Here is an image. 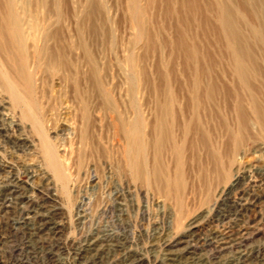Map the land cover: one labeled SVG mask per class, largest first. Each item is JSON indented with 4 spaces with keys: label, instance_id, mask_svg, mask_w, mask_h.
Returning a JSON list of instances; mask_svg holds the SVG:
<instances>
[{
    "label": "rangeland",
    "instance_id": "obj_1",
    "mask_svg": "<svg viewBox=\"0 0 264 264\" xmlns=\"http://www.w3.org/2000/svg\"><path fill=\"white\" fill-rule=\"evenodd\" d=\"M12 1L18 13L25 10L26 16H21L32 26L34 22L46 24L50 21L47 9L49 1L54 0ZM195 1L197 9L193 11L188 0H59L61 6L64 2V7L73 12L72 20L78 37L92 43L91 48L105 67V81L111 97L116 99L120 96L123 100L127 122L133 118L127 110V55L132 46L140 57L139 65L143 73L138 94L143 118L152 121L150 106L155 101L154 92L150 94L141 83L145 73L150 86L155 85V90L160 88L157 91L161 99L166 91L171 94L174 107L178 110V124H182L180 129L184 120L188 123L193 117V108L199 113L198 120L189 129L171 132L172 138L178 136V146L193 139L189 146L185 145V152L175 163L169 152L163 154V169L169 181L173 182L176 177L180 179L173 185L171 195L158 192L153 183L148 185L146 181H136L131 177V173L123 168V161L118 163L113 131L105 128L95 133L88 144L76 145L73 163L66 171L69 175L67 189L63 190L44 162L38 148V137L30 122L22 120L20 110L12 105L8 95L0 88V119L5 129L0 134V264H81L85 260L93 264H126V256L138 258L141 260L139 264H164L169 251H176L184 257L194 252L195 257L200 256L205 263L213 264L226 259L227 255V258L233 255L229 249L220 250V243H225L223 246L227 247L228 243L240 242L241 239H244V244L237 245L235 249L259 254L260 257L264 255V133L252 125V139L235 150L234 144L240 134L235 132L237 119L228 109L231 104L225 106L220 95L216 103L209 105L213 113L209 118L205 108L202 105L197 107V101L191 98L192 89L199 100L205 93L204 83L198 78L199 66L216 74L227 73L235 67L231 64L233 51H229V41L217 19L220 5L216 0ZM227 1L230 10L242 11L245 16L243 18L238 14L243 33L240 46H246L245 51L248 49L253 54L256 67L264 70V48L251 32L264 27V3L253 6L250 0ZM7 5L8 0H0V9ZM245 7L247 11L243 9ZM136 13L140 19L132 21V15ZM52 21L54 18H51ZM141 23L145 25L146 33H138L136 26ZM58 26L65 33L68 23L59 18ZM31 36L37 37L38 33L32 31L29 40ZM181 37L188 40L187 44L191 43L190 56L175 47L173 41ZM165 42L167 46L172 44L171 51L170 47H164ZM194 47H198L199 53ZM209 63L213 64L212 68H209ZM247 67H251L248 62ZM49 74L46 72L39 76L45 79ZM204 81L207 83V79ZM217 82L226 90L238 93L237 97L247 96L246 87L237 79L225 75L219 76ZM53 83L57 85L59 82L55 79ZM37 84L38 87L40 82ZM256 84L258 88L263 87L261 82ZM39 102L43 109L51 105L45 98L40 97ZM10 120L17 126L9 125ZM68 121V118L63 119L62 124L56 125L55 131L48 132V136L54 141H68ZM224 123L235 130L231 131L232 138L224 135ZM194 126L199 132L202 130L200 126L211 129L210 144L216 153L215 161L202 149L201 140L193 134ZM149 131V128L144 130L145 133ZM10 139L19 141L22 147L8 143ZM60 148L59 156L63 161L64 149ZM147 158L149 166L153 160L152 150ZM237 167L242 179L231 189V176L237 173ZM11 179L17 185L16 193L6 197L5 191ZM40 203L52 216L48 221L50 224L43 226L42 221L36 220V225L32 227L23 226L18 212L37 208ZM93 239L97 244L95 251H86Z\"/></svg>",
    "mask_w": 264,
    "mask_h": 264
},
{
    "label": "bare ground",
    "instance_id": "obj_2",
    "mask_svg": "<svg viewBox=\"0 0 264 264\" xmlns=\"http://www.w3.org/2000/svg\"><path fill=\"white\" fill-rule=\"evenodd\" d=\"M250 1L253 6L254 4L261 5L264 3V0ZM258 1H261V3ZM36 2H39V0H36ZM216 2L220 5L217 10L219 11L217 19L220 22L222 33H224V36L229 41L228 49L231 53L233 51V54L231 55V61L233 63L231 64L235 65V67L227 73L216 74L215 72L212 73L209 70L208 72L205 68L203 69L202 66H199L200 75L198 78L201 80L202 84L204 83L203 87L205 89V93L202 100H199L198 96L192 89L191 98L194 99L195 102L197 101V107L202 105V108H205L204 111L208 112L207 115L209 118L213 116L210 104L216 103L220 95L223 97L222 102L225 106H229L231 104L228 109L233 112L235 118L237 119V129L235 131L227 123L223 124L222 129L224 135L228 138H232V130H234L237 134H240L236 138V142L234 144V148L236 150L241 146V144L244 145L247 141L252 139V133H250L252 125L256 126L264 133V99L262 96L264 95V70L256 67L253 54H251L248 49L245 51L246 46L244 48L240 46L243 40V33L239 27L242 20L238 18V14L240 13L241 16L245 18L242 11L239 12L234 8L230 10L227 0H216ZM49 3L47 14L50 16V21L46 24L44 22H34L33 26L32 24L26 22L25 18L21 16L22 14L26 16L25 10L21 8L23 11L18 13L12 0H8V5L5 6L4 9H0V88L8 95L12 105L20 110L19 113L22 120L30 122L32 130L38 137V148L43 156L46 166L51 173H53V177L56 181L62 185L63 190H66L69 178L66 171H68L70 163H73L72 155L75 154L76 145H81V143L84 142L88 144V141H91V139L95 137L94 134L101 132L103 128H105L104 130L111 129L113 131L114 147L116 149L114 152H116L115 154L118 157V163L120 164L121 161H123V168L131 173V177L134 180L146 181L148 185L153 183L158 192L168 196L171 195L173 193V185H176L179 178H173V182L169 181L170 178L167 177L168 174L165 172L166 170L163 169V154L165 152H169L171 160L175 163L179 155L182 152H185V145L189 146L193 142V139H189V142L186 141L184 145L178 146V136L176 135L175 139L172 138L173 136L171 132H180L181 129H185L187 127L189 129L190 126L194 125L197 122L199 115L197 109L193 108V117L188 123L184 120V124L180 129V125L182 124H178V110L174 107L173 101L171 100V94L166 91L164 94L165 96H163L164 98L161 99L158 92L160 88L157 87L155 90V85L150 86V81L147 77H145L144 73V78H142L141 83H143L144 87L150 91V94L154 92L155 101L152 102V106H150V110L153 112L152 121L149 122L147 119L143 118V113L141 111L142 106L139 104L138 97L141 87L140 77H143V73L141 72L139 65L140 57L135 54V48L132 46L130 50L128 49L127 55L129 66V87L127 89V93H129L127 94L129 109L127 110H129L128 113L130 112V115H132L133 118L132 121L130 120L127 122L124 113L123 100L120 96L116 99L111 97L105 81L107 78L105 67L94 53V50L91 48L93 46L92 43H86L85 40L78 37L76 26L73 25V12L64 7V2L61 6L59 0H54L53 2L49 1ZM188 5L193 11L197 9V3L195 0H188ZM91 8L92 11H94V8ZM243 9L246 10L247 7ZM51 18H54V21L51 22ZM59 18L64 19L68 23L65 33H63L61 27L58 26ZM139 19L140 16L137 15V13L132 15V21H137ZM142 22L144 23V20H142ZM143 23L136 26L138 33L140 34L141 32L146 33L147 30ZM32 31H36L38 36H31V39L29 40ZM251 32L253 36L256 35V37L259 38L261 48H264V27L261 30H257L256 28V30H252ZM173 42L175 47L181 48L182 52L184 51L188 54V56H190L192 50L189 44L191 43L187 44L188 40H186V38L181 37L177 40L175 39ZM113 45H115V43ZM171 45L172 44H169L167 46V43H164V47H170V51L172 47ZM194 49L199 53L198 47H194ZM206 56H208V54ZM247 62L248 64L250 63V68L247 67ZM212 65L210 64L209 68H212ZM43 70L50 73L45 79L39 76V74L46 73L43 72ZM217 75L221 77L226 75L227 77H231L233 80L237 79L238 82L246 87L247 96L245 95L242 98L237 97L239 96L238 93L233 92L232 90L230 92V89L226 90V87L224 88L223 85L218 84L219 82H217V80L219 76ZM55 79L59 82L57 85L53 83L55 82ZM204 79H207V83H205ZM38 81L40 82V85L37 87ZM258 82L263 83L262 88H258L256 84ZM58 85L59 87L57 88ZM19 86H23L24 89L23 87L19 88ZM193 95H195V98H193ZM40 97L48 100V103L51 102L49 108L44 107L43 109L39 102ZM27 98L30 100L27 101ZM63 102L66 104H63ZM226 114L228 115V113ZM66 118H68V122L70 123V127L68 128L70 139L66 142L62 141V139L61 141H54V139L48 136V132L51 130L55 131L56 125L61 123V121ZM8 123L9 125L14 124V126H17L16 122H13V120H10ZM3 125V121L0 119V134L3 131L5 132ZM147 128L150 130L149 133L144 132ZM200 128L202 129V132L200 131L201 133L196 131V126H194L193 134H197L201 140L202 149L211 157V160L215 161L216 153L212 150L210 144L211 133L209 131L211 129L209 130L208 127L204 126H200ZM173 139L174 142H172ZM8 143L14 145L15 147H22V143H19V141L10 139ZM60 147L64 149L62 157L63 161H61L59 156L58 149ZM108 147L110 146L108 145ZM151 150L153 160H151L152 163L147 166V157ZM239 171L240 168L237 167V173L231 176L233 179L230 186L231 189H234L238 184H240L242 176L239 175ZM8 182L10 184H8L5 191L6 197L14 195L16 193L14 192L16 191L15 189H17L15 180L11 179ZM6 201L7 199H5V202ZM40 204L37 208H33L32 210L23 209L18 212V219L22 221L23 226L32 227L36 220L42 221L43 226L50 224L48 221L52 216L50 217L49 211L45 209L42 204ZM26 208H28V206ZM7 215L9 214L7 213ZM55 217H53V219ZM58 224L60 223L58 222ZM250 231L251 230L249 229V232ZM54 232L56 233V231ZM93 240L94 241H89L87 250L85 249L86 251H95L94 248L97 244L96 239ZM216 244H218V242ZM224 244L225 243H220L218 248H221L220 250L229 249L233 255L230 258H227V255L226 259H223L222 261L217 259L218 261L215 263L213 262V264H264V255L260 257L259 254H247L244 251L235 249L237 245L244 244V239H241L240 242H230L227 247H224ZM234 249L235 252L232 253ZM174 252L175 253L169 251V253L166 254L164 264H207L203 261L204 259H200L199 255L198 258L195 257L193 255L194 252H190V254H187L188 256L186 257L176 254V251ZM82 258L85 257H81V259ZM133 258L126 256L124 261L126 264H139L141 261L138 258ZM81 264L93 263L85 260Z\"/></svg>",
    "mask_w": 264,
    "mask_h": 264
}]
</instances>
